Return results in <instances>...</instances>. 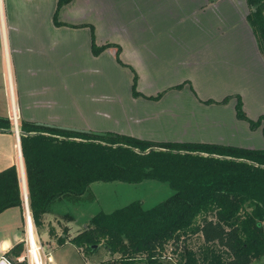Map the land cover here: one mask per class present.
<instances>
[{
  "label": "crops",
  "instance_id": "crops-1",
  "mask_svg": "<svg viewBox=\"0 0 264 264\" xmlns=\"http://www.w3.org/2000/svg\"><path fill=\"white\" fill-rule=\"evenodd\" d=\"M56 6L0 0V117L12 123L14 108L18 130L28 122L167 141L154 136L178 127L223 129L219 115L229 102L235 109L236 99L220 101L234 95L250 116L245 93L256 91L264 54L246 0H71L57 14ZM92 43L111 46L96 54ZM192 110L206 115L199 120ZM211 110L217 113L209 117ZM0 128V171L19 164L20 173V135L13 123ZM11 210L0 255L19 242L25 247V215L18 219L16 207L0 214Z\"/></svg>",
  "mask_w": 264,
  "mask_h": 264
},
{
  "label": "trees",
  "instance_id": "trees-1",
  "mask_svg": "<svg viewBox=\"0 0 264 264\" xmlns=\"http://www.w3.org/2000/svg\"><path fill=\"white\" fill-rule=\"evenodd\" d=\"M69 2L57 0L55 13ZM246 3L248 23L264 54V0ZM108 46L92 43V50L98 54ZM136 79L135 75L134 95H138ZM158 97L160 94L150 98ZM232 97L236 99V117L252 130L261 126L264 135V115L249 118L239 95L226 96L220 103ZM0 127L9 128L12 123L0 117ZM19 128L28 133L20 135V147L28 207L36 228L44 226L43 216L52 212L55 204L78 202L96 181L156 180L171 189L166 199L151 207L135 200L109 213L99 211L69 239L65 228L64 235L57 236L58 244L68 240L87 254L101 244L110 255H119L103 264H167L173 262L163 257L169 242L177 257L174 264H248L264 255V147L149 141L114 132L95 135L28 122ZM150 147L160 149L144 152ZM14 207L23 211L16 164L0 171V213ZM64 217L72 219L70 213ZM47 231L55 237L53 227ZM194 235L202 239L197 248L186 243L187 237ZM22 246L19 242L4 255L12 260L20 255Z\"/></svg>",
  "mask_w": 264,
  "mask_h": 264
},
{
  "label": "rangeland",
  "instance_id": "rangeland-1",
  "mask_svg": "<svg viewBox=\"0 0 264 264\" xmlns=\"http://www.w3.org/2000/svg\"><path fill=\"white\" fill-rule=\"evenodd\" d=\"M112 49L114 50V52L115 49H117L116 58L119 60L120 48L118 50V47L114 46L112 47ZM259 77L260 78H257L256 91L254 93H245V107L248 114L252 116L249 117L252 119H255L256 116L264 114V71H260ZM143 95L147 96L145 94ZM143 95H141L140 93V97H143ZM164 95L165 93H161L159 99H161ZM180 95L182 99L189 97L188 93H181ZM144 98L147 99L146 97ZM192 113L194 115L196 114L197 116L195 117H198L199 120H201L202 117L206 115L204 113H201L199 110H192ZM192 113L190 112V114ZM209 113V117H211L212 115H216L217 111L211 110L209 111ZM219 116L224 119L223 121L225 123V126L223 129L218 128L217 130V128H214L213 130L212 128H208L206 126V129L204 131L199 127L194 126L193 129L186 128L187 131H184V127H178L176 132L173 131L168 132L166 134L158 133L156 136H154V138H165L168 139L167 141L180 142H206V140H209L212 141V143L218 144L232 142L236 145L240 144L242 147H264V137L261 133V126L255 130H252L250 129L248 123L246 124L243 122V120H239L235 114L234 103H227L224 106V111H221V114ZM233 122H236V124ZM247 127L249 128L250 132H247V130H245ZM233 128L235 129V131H232ZM161 141L164 142L166 140ZM21 166L22 165H20L19 169H21ZM21 176L22 175L20 170V180ZM21 183L23 196V211L19 210L20 214L17 213L18 219L19 216L22 218L25 214L24 188L22 180ZM170 193L171 189L166 183L158 182L156 180H148L140 183H126L121 181H96L90 184L89 192L85 194L83 198L78 202H69L70 204L65 203V205H60L61 202L55 204L53 211L46 213L43 216L44 226H42L41 228H36L34 226L35 234L40 240L42 246L44 247L45 253H50L52 255L53 262H49V264H103L105 261L115 259L119 255H110V253L101 244L100 246H97L95 252L87 254L83 249L75 247L74 245L69 243L68 240L62 245L58 244L56 241L57 236L64 235V229L68 228V239L70 237H73L77 232L82 230L85 223L89 221V218L99 211L109 213L135 200H140L144 207H151L159 201L166 199L170 195ZM12 212L15 213L16 210H11V212L7 211L3 214H0V228H2L6 223H9L10 221L13 222V218H11ZM65 213H70L72 219H66L64 217ZM23 222L25 225V216ZM50 227H53L55 229V237H51L48 234L47 230ZM24 232L26 233L25 228ZM186 243L189 244L191 248H197L202 243V239L199 238L197 235L189 236L187 237ZM25 249L26 247H24L23 245L20 253L21 255L25 252ZM173 249L174 246L172 242L166 244L163 252V257L165 260L170 258L173 261H166L165 263L167 264H174L175 260L177 259L176 255L173 254ZM248 264H264V255L261 258L253 259Z\"/></svg>",
  "mask_w": 264,
  "mask_h": 264
},
{
  "label": "built area",
  "instance_id": "built-area-1",
  "mask_svg": "<svg viewBox=\"0 0 264 264\" xmlns=\"http://www.w3.org/2000/svg\"><path fill=\"white\" fill-rule=\"evenodd\" d=\"M17 114L15 109H12L11 120L14 129H18L17 126ZM25 252L18 256L15 261L9 259L5 255H0V264H16L15 262H21L23 264H47L52 262V255L45 253L44 247L40 240L37 238L34 230V225L30 214L25 212Z\"/></svg>",
  "mask_w": 264,
  "mask_h": 264
},
{
  "label": "water",
  "instance_id": "water-1",
  "mask_svg": "<svg viewBox=\"0 0 264 264\" xmlns=\"http://www.w3.org/2000/svg\"><path fill=\"white\" fill-rule=\"evenodd\" d=\"M47 126H50V127H57V128H60V129H64V130H69V131H76V132H83V133H88L90 132L89 130H86V129H78V128H70V127H63V126H53V125H47ZM2 129L0 128V131ZM14 131L17 133V135H26L28 134L27 132L25 131H20L18 129H14ZM91 133L95 134V135H105L106 133L104 132H97V131H92ZM151 149H160L158 147H150L148 150L144 151V152H148L149 150ZM21 180L23 182V188H24V200H25V212L27 214H30L29 212V208H28V203H27V195H26V190H25V184H24V172H23V169H22V166H21Z\"/></svg>",
  "mask_w": 264,
  "mask_h": 264
},
{
  "label": "bare ground",
  "instance_id": "bare-ground-1",
  "mask_svg": "<svg viewBox=\"0 0 264 264\" xmlns=\"http://www.w3.org/2000/svg\"><path fill=\"white\" fill-rule=\"evenodd\" d=\"M20 165H21V161H20Z\"/></svg>",
  "mask_w": 264,
  "mask_h": 264
}]
</instances>
